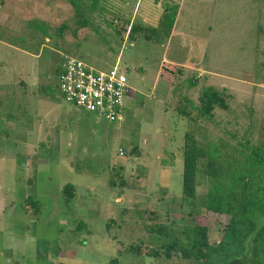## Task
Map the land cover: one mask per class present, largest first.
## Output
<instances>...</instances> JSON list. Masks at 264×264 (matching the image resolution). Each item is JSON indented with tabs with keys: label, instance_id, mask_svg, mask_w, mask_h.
I'll use <instances>...</instances> for the list:
<instances>
[{
	"label": "rangeland",
	"instance_id": "374dc122",
	"mask_svg": "<svg viewBox=\"0 0 264 264\" xmlns=\"http://www.w3.org/2000/svg\"><path fill=\"white\" fill-rule=\"evenodd\" d=\"M71 1L0 0V264H192L139 251H162L174 236L187 243L188 131L201 143L264 146V0H172L180 4L172 33L134 40L112 20L156 26L165 2L100 0L91 13L78 0L84 27ZM66 54L126 71L123 122L64 98L57 68ZM164 65L176 73L170 84L171 74L160 76ZM195 75L199 84L189 88ZM207 85L231 95L229 109L196 119L186 95L193 89L197 102ZM66 183L75 186L73 199L64 196ZM207 186L200 173L197 211L215 242L227 217L206 213ZM80 221L90 231L76 229Z\"/></svg>",
	"mask_w": 264,
	"mask_h": 264
},
{
	"label": "trees",
	"instance_id": "16d2710c",
	"mask_svg": "<svg viewBox=\"0 0 264 264\" xmlns=\"http://www.w3.org/2000/svg\"><path fill=\"white\" fill-rule=\"evenodd\" d=\"M155 1L166 3L158 25L123 16L114 18L110 25L117 34H127L130 40L139 36L152 39L155 35H170L178 18L180 4L172 0ZM71 2L76 7L81 26L89 25L85 16L86 9L82 8L78 0ZM99 4L100 0H87L85 3L91 13L98 11ZM66 28L62 24L59 31L63 32ZM62 61L57 68L58 80L62 73ZM165 68L167 70L166 65L160 76L167 78L171 74L172 78H168L170 84L176 73L174 70L172 73H164L167 72L163 71ZM188 82L189 88L196 87L199 84L198 76H193ZM230 97L225 91L207 85L201 89L197 102L188 95L186 100L190 104V114L196 112V119L212 120L216 108L229 109ZM194 133H186L182 148L181 206L182 211L191 218L190 231L185 232L187 243L174 236L171 242L161 245L162 251H152L153 248L145 247L139 252L151 255L163 252L167 257L177 255L192 264H264V146L249 139L236 144L215 139L201 143ZM200 173L208 179L204 194L206 213L227 217V221H218L220 239L215 242L210 241V229L207 223L201 221L197 211ZM63 192L66 198L73 199L76 196L72 183H66ZM76 229L90 231L84 221H80ZM110 264H119L118 259H113Z\"/></svg>",
	"mask_w": 264,
	"mask_h": 264
},
{
	"label": "built area",
	"instance_id": "2783aa9c",
	"mask_svg": "<svg viewBox=\"0 0 264 264\" xmlns=\"http://www.w3.org/2000/svg\"><path fill=\"white\" fill-rule=\"evenodd\" d=\"M58 88L67 101L81 109L110 122L125 120L130 84L126 71L117 65L109 70H99L80 57L66 54Z\"/></svg>",
	"mask_w": 264,
	"mask_h": 264
},
{
	"label": "crops",
	"instance_id": "0c3cea01",
	"mask_svg": "<svg viewBox=\"0 0 264 264\" xmlns=\"http://www.w3.org/2000/svg\"><path fill=\"white\" fill-rule=\"evenodd\" d=\"M201 74H202V72H200V75H201ZM130 88H132V87L130 86ZM192 90H193V89H191V90L189 91V93H188V94H190V96H189V97H190L191 99H193V98H194V97L191 95V92H192ZM193 100H194V101H196L195 99H193Z\"/></svg>",
	"mask_w": 264,
	"mask_h": 264
}]
</instances>
